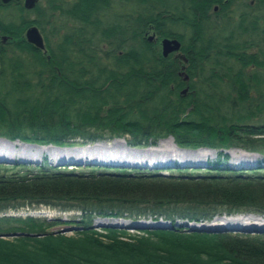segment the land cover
<instances>
[{
  "label": "trees",
  "instance_id": "trees-1",
  "mask_svg": "<svg viewBox=\"0 0 264 264\" xmlns=\"http://www.w3.org/2000/svg\"><path fill=\"white\" fill-rule=\"evenodd\" d=\"M120 3L45 0L28 11L0 0L11 40L0 138L61 148L122 139L134 149L172 138L217 157L154 168L0 166V235L24 234L0 237V264H264V232L190 226L264 216V0ZM33 25L48 54L27 41ZM165 38L180 40L181 57H163ZM231 149L258 157L234 163ZM42 206L80 215H3ZM119 220L135 226H114ZM146 221L158 225L138 224ZM61 226L72 235L53 231Z\"/></svg>",
  "mask_w": 264,
  "mask_h": 264
},
{
  "label": "rangeland",
  "instance_id": "rangeland-1",
  "mask_svg": "<svg viewBox=\"0 0 264 264\" xmlns=\"http://www.w3.org/2000/svg\"><path fill=\"white\" fill-rule=\"evenodd\" d=\"M117 8L121 7L120 0H114ZM6 16V13L3 12ZM31 18L34 16H30ZM61 23V22H60ZM149 37H154L156 39V35L154 33H150L148 36ZM154 42V41H153ZM161 42V41H160ZM178 56L181 57V53H178ZM3 139V138H2ZM171 139V140H170ZM6 140V139H5ZM119 139H114V140H109V141H104V142H99L98 144L100 147H96L95 145H89V146H75V147H50L47 149H38V148H32L31 151H29L28 148L23 147L21 145H14V147L9 148L10 152L12 153H25V154H32L34 155L33 159H20V157H16L14 159H8L0 162L1 167H14L28 164V165H38L42 164V162L47 159L49 163H51L53 166L57 167H62V168H67L69 170H73L74 168H80L79 166H85L88 163H107V164H112L116 166H123L126 165L129 168H135L138 165L140 167H149V168H154V167H166L168 164H172L174 161L178 162H187V161H192L194 160L195 162H204L208 159H215L217 157V151H207L205 150L206 148H200L197 150H177L175 149L176 147L174 146V140L172 138L164 139L158 142L157 147L159 146H164L170 153L168 154H163L164 157L169 156L168 161L161 162V163H154L155 159L161 158L159 154L156 153V150H152V147L148 148H136V149H131L130 147L124 146L120 141H117ZM124 141V140H123ZM10 142V141H9ZM15 143V142H12ZM22 143V142H19ZM124 143H126L124 141ZM26 144V143H23ZM27 145H32V144H27ZM33 146H38V145H33ZM56 147V148H54ZM156 147V146H155ZM153 147V148H155ZM231 152V153H230ZM230 152H228L232 159L231 161L234 163L237 162H243L246 160H252L256 159L253 157H246V159H241L239 160V155H247L242 151H239L237 149H231ZM166 155V156H165ZM97 159H93L96 158ZM99 157H104L106 158L105 160H100ZM118 157L121 158L120 160H127V161H116V160H109V158H114ZM191 159V160H189ZM186 160V161H185ZM129 161V162H128ZM145 161V162H144ZM147 161V162H146ZM104 163V164H105ZM144 163H148L147 165ZM154 163V164H153ZM74 166V167H72ZM77 166V167H76ZM39 213H45L46 215L44 216H37V217H47L49 219L52 218H63V219H73L77 216L80 215L79 212L77 211H61V210H54L50 209L48 207H38L30 210H22L18 212H8L3 215L7 216H22V217H27L28 215H33V214H39ZM230 218V219H228ZM236 222L237 224H241L244 229H236L235 227H230L233 234H239L240 235H247V234H242L244 232H249L252 235H258V232L256 231V228H247L244 226V223L248 224H253L257 223L259 225L264 224V216H257V215H247V216H236V217H219L214 219L215 224H219L221 222H227L228 220H231ZM224 220V221H222ZM99 222H105L103 219H97L95 221L96 226L99 225ZM210 222H205L202 224H208ZM235 223V224H236ZM194 226V223L191 224ZM201 225V224H198ZM220 225V224H219ZM196 226V224H195ZM234 226V225H233ZM240 227V226H239ZM246 227V228H245ZM63 228V226L58 227L54 229L53 231H60ZM216 231H220L216 230ZM264 232V230H263ZM248 233V234H249ZM68 235H72V233H66ZM260 234V233H259Z\"/></svg>",
  "mask_w": 264,
  "mask_h": 264
},
{
  "label": "water",
  "instance_id": "water-1",
  "mask_svg": "<svg viewBox=\"0 0 264 264\" xmlns=\"http://www.w3.org/2000/svg\"><path fill=\"white\" fill-rule=\"evenodd\" d=\"M2 1H3V3L7 4V3H9V2H11L13 0H2ZM36 4H37V0H26L25 7L28 10H32V9H34L36 7ZM26 38H27V41L30 44L34 45L37 49L46 50L44 37H43L40 29L37 26H33V27H31V28H29L27 30ZM154 40H155L154 37H149V39H148V41L150 43H152ZM161 47H162L163 57L164 58H168L170 55H172L174 53H177V52H180V50L182 48V43L178 39L165 38V39H163L161 41ZM0 54H1V50H0ZM0 64H1V60H0ZM0 74H1V68H0ZM185 81H187V82L189 81V77L188 76L185 77ZM188 91H189V87H187L183 91V94L186 95ZM243 159H246V158H243ZM44 215H46V214L45 213H39V214H33L32 216H44ZM101 224L105 225L103 223H101ZM135 224L137 225V223H135ZM138 224L139 225H143L144 227H153V226H150L151 223L140 222ZM113 225L116 226V227H126V228L135 226L131 222L122 221V220H119L118 222H115ZM190 226L192 228H194V229H197V230H207V231H216V230H219V229L220 230L225 229V227L223 226L222 223L220 225L219 224H213V225H210V226H207L206 224H201V225L196 224V226L194 224V226H192L190 224ZM261 226L263 227V230H264V225H259L257 223L250 224L249 226H246V227L247 228H258V227H261ZM72 231H73V229L71 227H63L58 232H61L62 234H66V233H71ZM22 235H24V234H22V233H12V234H2V235H0V237L1 238L20 237Z\"/></svg>",
  "mask_w": 264,
  "mask_h": 264
},
{
  "label": "bare ground",
  "instance_id": "bare-ground-1",
  "mask_svg": "<svg viewBox=\"0 0 264 264\" xmlns=\"http://www.w3.org/2000/svg\"><path fill=\"white\" fill-rule=\"evenodd\" d=\"M171 140V139H170ZM117 141H120V143H122L124 146H126V147H128L127 145H126V143H124V141L122 140V139H119V140H117ZM14 145H21V146H23V147H26V148H28L29 149V151H31V149L32 148H38V149H47V148H50V147H53V146H33V145H27V144H23V143H19V142H15V143H12V142H9V141H7V140H5V139H2V138H0V162L1 161H3L4 162V160H8V159H14V158H16V157H20V159H33L34 158V155H32V154H25V153H19V152H16V153H12V152H10V149L9 148H11V147H14ZM96 147H100V145L99 144H96L95 145ZM174 146L176 147L175 149H177V150H180V148H178L175 144H174ZM9 147V148H8ZM155 147V146H154ZM54 148H56V147H54ZM132 150L134 149V148H131ZM152 150H156V153L157 154H159V156H161V158H157V159H155V161H153L154 163H161V162H165V161H168V159H164V158H168L169 156H166V157H164V155L163 154H168V153H170V151H168L163 145L162 146H156L155 148H151ZM183 150V149H182ZM205 150H207V151H211V152H213L212 150H210V149H205ZM237 150H239V149H237ZM239 151H242V150H239ZM242 152H244V151H242ZM231 153V152H230ZM245 154H247V155H239L240 157H239V160H241L242 158H246V157H253V158H256L258 155H256V154H251V153H247V152H244ZM171 154V153H170ZM169 155V154H168ZM98 157H96V158H93V159H97ZM100 158V160H105L106 158H104V157H99ZM121 158H118V157H114V158H109V160H116V161H127V160H120ZM189 160H191V159H189ZM186 161V160H185ZM129 162V161H128ZM145 162V161H144ZM147 162V161H146ZM153 163V164H154ZM144 164H148V163H144ZM145 167H147V166H145ZM228 219H230V218H228ZM222 221H224V220H222ZM145 223H151V225L150 226H155V225H158V222L157 223H153L152 221H146ZM161 223V222H160ZM222 224H223V226L225 227V229H228V228H230V227H235L236 229H244L243 228V226L241 225V224H237L236 222H234V221H232V219L231 220H228L226 223L225 222H221ZM221 223H219V224H221ZM236 223V224H235ZM213 224H215V222L214 221H212V222H210V223H208V224H206L207 226H210V225H213ZM234 225V226H233ZM250 224H248V223H244V226H249ZM262 225H264V224H262ZM240 226V227H239ZM246 228V227H245ZM257 230V232H263V227L261 226V227H258V228H256ZM224 230V229H223Z\"/></svg>",
  "mask_w": 264,
  "mask_h": 264
},
{
  "label": "flooded vegetation",
  "instance_id": "flooded-vegetation-1",
  "mask_svg": "<svg viewBox=\"0 0 264 264\" xmlns=\"http://www.w3.org/2000/svg\"><path fill=\"white\" fill-rule=\"evenodd\" d=\"M1 2H2V7L1 8H3V6H7V9L6 10H12L13 9V7L14 6H16V5H18V6H21V5H23L24 7H25V2H26V0H13V1H11V2H9V3H7V4H5V3H3V1L1 0ZM45 4V0H37V4H36V6L37 5H44ZM26 8V7H25ZM35 9V8H34ZM28 10V9H27ZM33 10V9H32ZM32 10H28V11H32ZM217 10V9H216ZM1 13H3V12H1ZM31 16H33V15H31ZM32 18H34V17H32ZM34 26V25H33ZM33 26H31V27H33ZM30 27V28H31ZM40 29V28H39ZM41 31V30H40ZM27 32V31H26ZM42 33V32H41ZM43 35V34H42ZM43 37H44V35H43ZM10 37L8 36V35H5L3 32H2V30L0 29V50H1V54H0V60H4L3 59V54H4V51H5V47L7 46V44H9V42H11V40L9 39ZM44 40H45V38H44ZM163 40V39H162ZM45 46H46V43H45ZM19 48L20 49H17L16 50V54H18L19 56L21 55L22 56V58L21 59H23V60H27V56L26 55H24L23 53L24 52H22V50L23 49H21V46H19ZM161 49H162V47H161ZM40 50V49H39ZM44 54H48V49H47V47H46V50H41ZM22 52V53H21ZM178 53V52H177ZM49 57V56H48ZM29 58V57H28ZM30 59V58H29ZM78 60H83L82 59V57H79V58H77ZM30 60H33V59H30ZM2 66H1V64H0V68H1Z\"/></svg>",
  "mask_w": 264,
  "mask_h": 264
}]
</instances>
